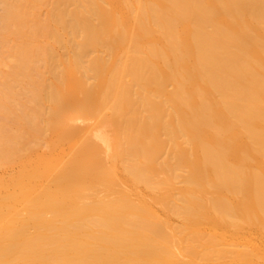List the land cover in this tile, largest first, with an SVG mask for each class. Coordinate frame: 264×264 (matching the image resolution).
<instances>
[{
	"label": "bare ground",
	"instance_id": "1",
	"mask_svg": "<svg viewBox=\"0 0 264 264\" xmlns=\"http://www.w3.org/2000/svg\"><path fill=\"white\" fill-rule=\"evenodd\" d=\"M0 264H264V0H0Z\"/></svg>",
	"mask_w": 264,
	"mask_h": 264
}]
</instances>
